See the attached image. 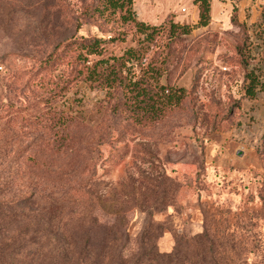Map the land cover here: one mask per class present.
<instances>
[{"label": "rangeland", "instance_id": "374dc122", "mask_svg": "<svg viewBox=\"0 0 264 264\" xmlns=\"http://www.w3.org/2000/svg\"><path fill=\"white\" fill-rule=\"evenodd\" d=\"M101 1L0 0V74L5 77L0 94L17 108L24 102L13 110L28 115L43 109L48 81L53 79L52 88L63 94L67 84L58 69L68 56L58 52L51 62L55 66L37 60L76 21L84 22L78 35L105 38L115 56L133 47L144 64L160 69L163 84L186 88L188 97L159 121L139 125L113 107L114 98L100 85L83 83L67 90L61 104L74 100L83 113L74 128L79 141L62 161L72 166L79 159L85 166L78 173L66 167L61 188L96 194V201H83L78 208L99 224L113 223L115 209L127 218L125 255L136 251L151 212L164 228L156 240L158 250L171 251L178 234L188 239V253L194 256L203 246L200 233L210 223L203 210L211 213L215 207L218 242L254 245L249 260L264 264V205L258 197V182L264 178V88L253 98L244 93L250 71L264 84V0H211L204 26L198 24L193 0H133L138 19L156 28L150 40L119 12L97 10L86 16ZM170 23L188 25L190 31L172 32ZM136 62V74L147 73ZM20 118L16 126L31 130ZM160 198L164 201L156 204ZM102 230L92 232L94 246L102 242Z\"/></svg>", "mask_w": 264, "mask_h": 264}, {"label": "trees", "instance_id": "16d2710c", "mask_svg": "<svg viewBox=\"0 0 264 264\" xmlns=\"http://www.w3.org/2000/svg\"><path fill=\"white\" fill-rule=\"evenodd\" d=\"M101 2L100 8L92 7L86 16H93L97 10L110 14L119 12L123 21H132L139 31L146 32L147 40L156 31L154 26L138 19L133 0ZM193 3L199 9L198 24L206 25L210 19L211 0H193ZM83 23L76 21L75 28L60 36L62 38L48 53L37 60L39 65L46 67L60 57L58 52L68 56L64 68L58 69V76L67 84L63 94L60 90L54 91L53 79L48 81L45 88H48L49 98L43 100V109L29 115L16 113L6 94H0V264H263L260 259L249 260V255L257 249L254 245L218 242L215 219L218 210L215 207L211 213L203 210L205 220L210 223L204 225L200 233L203 246L194 256L188 253V239L184 235L174 234L171 251L158 250L156 240L164 228L153 220L151 212L146 213L143 230L137 236L136 251L125 255L127 218L115 209L113 223L99 224L92 215H85L78 208L83 201H96V194L91 190L70 192L61 188L66 167L78 173L85 166L80 165L79 159L72 166L62 161L69 149L72 150L73 143L79 141L74 128L83 113L74 100L61 104L67 97L61 100L60 96L67 90L83 83L94 88L100 85L110 99L114 98L113 107L124 110L128 119L139 125L159 121L165 111L181 104L189 94L184 87L163 84L160 69L150 63L144 64V56L133 47L115 56L104 45L108 41L105 38L78 35L76 31ZM170 27L172 32L175 28H180L182 33L190 31L188 25L170 23ZM139 60L137 65L147 72L143 75L135 72ZM0 77L4 84L5 77L1 74ZM246 78L245 96L253 98L264 84L254 71L248 72ZM19 104L23 106H14L16 110L25 106L24 102ZM18 116L22 117L19 123L32 127L31 130L16 126ZM15 163L18 166L11 174ZM25 175L26 178H21ZM48 175L54 179L44 178ZM88 183L89 179L84 187ZM258 183V197L264 205V178ZM162 201L164 198L156 204ZM101 226L102 242L94 246L92 232ZM232 235L227 231L228 237Z\"/></svg>", "mask_w": 264, "mask_h": 264}, {"label": "built area", "instance_id": "2783aa9c", "mask_svg": "<svg viewBox=\"0 0 264 264\" xmlns=\"http://www.w3.org/2000/svg\"><path fill=\"white\" fill-rule=\"evenodd\" d=\"M183 10H184V8H183Z\"/></svg>", "mask_w": 264, "mask_h": 264}]
</instances>
